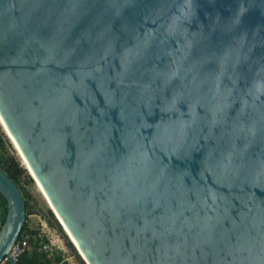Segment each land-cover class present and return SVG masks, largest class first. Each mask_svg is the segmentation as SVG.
<instances>
[{"label": "water", "instance_id": "95a60500", "mask_svg": "<svg viewBox=\"0 0 264 264\" xmlns=\"http://www.w3.org/2000/svg\"><path fill=\"white\" fill-rule=\"evenodd\" d=\"M0 124L86 264H264V0H0Z\"/></svg>", "mask_w": 264, "mask_h": 264}, {"label": "rangeland", "instance_id": "374dc122", "mask_svg": "<svg viewBox=\"0 0 264 264\" xmlns=\"http://www.w3.org/2000/svg\"><path fill=\"white\" fill-rule=\"evenodd\" d=\"M0 140L2 142L1 152L5 156L14 158L18 167L24 171V174L19 179V185L27 195V204L30 210V214L26 216L27 230L35 232L36 234L41 231L47 232L50 241L54 248H56L55 250L61 252V262H64L63 264H85L68 237L64 234L43 198L37 192L34 181L21 166L19 158L1 129ZM28 179L29 182H27Z\"/></svg>", "mask_w": 264, "mask_h": 264}, {"label": "trees", "instance_id": "16d2710c", "mask_svg": "<svg viewBox=\"0 0 264 264\" xmlns=\"http://www.w3.org/2000/svg\"><path fill=\"white\" fill-rule=\"evenodd\" d=\"M2 142L0 140V169L18 186L22 197L24 199L25 205V222L21 228L18 239L25 235L29 234L30 238L28 239L29 249L25 251L19 258L18 264H51V262L58 263L61 262V252L58 250L54 251L53 261L50 260L45 254L38 251L39 240L35 237L36 233L27 230L26 226V216L30 214L29 206L27 204V195L23 192L22 188L19 185V179L24 174L23 169L18 167L16 160L12 157L5 156L1 152ZM29 182V179L28 181ZM0 212L4 215L5 213V202L0 196ZM34 237V238H33ZM64 262H62L63 264Z\"/></svg>", "mask_w": 264, "mask_h": 264}, {"label": "built area", "instance_id": "2783aa9c", "mask_svg": "<svg viewBox=\"0 0 264 264\" xmlns=\"http://www.w3.org/2000/svg\"><path fill=\"white\" fill-rule=\"evenodd\" d=\"M35 237L39 240V247L37 250L45 254L50 260L53 261V254L54 251H56L55 250L56 248H54L52 242L50 241L47 232L41 231L40 233H37ZM29 238L30 235L25 234L21 236L19 239H17L10 248V250L8 251V253L5 256H3V258L0 261V264H18V260L20 256L29 249V245H28ZM51 264H62V262H58V263L51 262Z\"/></svg>", "mask_w": 264, "mask_h": 264}, {"label": "bare ground", "instance_id": "6f19581e", "mask_svg": "<svg viewBox=\"0 0 264 264\" xmlns=\"http://www.w3.org/2000/svg\"><path fill=\"white\" fill-rule=\"evenodd\" d=\"M0 129H1L2 133L5 135V137L7 138V140L9 141L10 145L12 146V148L14 149L17 157L19 158V161H20L21 166L27 171L28 175L30 177H32V174H31L29 168L27 167L26 163L24 162V160L22 159V157L20 156V154L18 153V151L16 150V148L14 147V145L12 144V142L10 141L9 137L5 133V131L2 128L1 124H0ZM32 180L34 181V184H35V187H36L37 192L41 195V197L43 198L44 202L46 203V205L48 206V208L51 210L50 204L48 203V200L46 199V196L44 195L43 191L41 190L38 182L33 177H32ZM55 219L58 222V224L60 225V227L62 228L64 234L68 237L69 241L71 242V244L74 246V248L78 252V254L81 257V259L84 261V259L82 257V254L77 249L76 244L74 243L73 239L68 235V232L66 231V229L64 228V226L62 225V223L60 222V220L58 219L57 216L55 217ZM84 263L86 264L85 261H84Z\"/></svg>", "mask_w": 264, "mask_h": 264}]
</instances>
